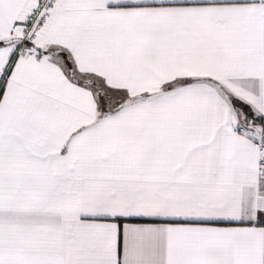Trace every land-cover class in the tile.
<instances>
[{"label": "snow or ice", "instance_id": "snow-or-ice-1", "mask_svg": "<svg viewBox=\"0 0 264 264\" xmlns=\"http://www.w3.org/2000/svg\"><path fill=\"white\" fill-rule=\"evenodd\" d=\"M0 264H264V0H0Z\"/></svg>", "mask_w": 264, "mask_h": 264}]
</instances>
